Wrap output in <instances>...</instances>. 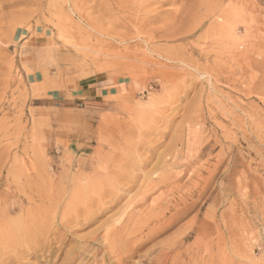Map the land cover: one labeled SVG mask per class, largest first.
<instances>
[{
  "label": "rangeland",
  "instance_id": "obj_1",
  "mask_svg": "<svg viewBox=\"0 0 264 264\" xmlns=\"http://www.w3.org/2000/svg\"><path fill=\"white\" fill-rule=\"evenodd\" d=\"M185 205L118 264H264V0H0V264H117L105 226Z\"/></svg>",
  "mask_w": 264,
  "mask_h": 264
},
{
  "label": "bare ground",
  "instance_id": "obj_2",
  "mask_svg": "<svg viewBox=\"0 0 264 264\" xmlns=\"http://www.w3.org/2000/svg\"><path fill=\"white\" fill-rule=\"evenodd\" d=\"M229 11V10H228ZM216 13V12H215ZM226 13V12H225ZM227 15V14H226ZM229 15V14H228ZM223 16V15H222ZM214 17V16H213ZM212 17V18H213ZM146 18V17H145ZM144 18V19H145ZM215 19V18H214ZM225 19V18H224ZM147 20V19H146ZM216 20H221L220 19V17H217V19ZM219 27H221V29H225V26H223V25H218ZM231 27L229 26V29H230ZM229 29H228V31H229ZM232 30V29H231ZM224 31H226V30H224ZM230 38H232V37H230ZM226 40V39H225ZM231 41H232V39H231ZM241 42H243V41H241ZM236 44H237V42H236ZM233 48V47H232ZM236 48V47H235ZM245 48V47H244ZM238 49V48H237ZM236 49V50H237ZM237 70H238V67H237ZM235 71H236V69H235ZM235 71H234V73H235ZM239 73V72H238ZM231 74V73H230ZM236 76V75H235ZM226 77V76H225ZM228 78V77H227ZM230 78V77H229ZM148 151V150H147ZM139 158V157H138ZM148 159V158H147ZM140 160H142V158L140 159ZM143 160H145V158L143 159ZM136 161H137V159H136ZM139 161V160H138ZM137 161V162H138ZM148 161V160H147ZM179 161V160H178ZM177 161V162H178ZM140 162V161H139ZM143 162V161H142ZM145 162V161H144ZM162 162H164V161H162ZM173 162V161H172ZM160 163V162H159ZM165 163V162H164ZM136 164V163H135ZM138 164V163H137ZM143 164V163H142ZM142 164H139V166L140 165H142ZM160 164H162V163H160ZM134 166V165H133ZM136 166V165H135ZM137 167V166H136ZM160 167V166H159ZM168 167V166H167ZM139 168V167H138ZM138 168L136 169L137 171H138ZM140 169V168H139ZM172 170V169H171ZM140 171V170H139ZM134 172V171H133ZM133 172H132V174H133ZM170 172H172V171H170ZM169 172V173H170ZM131 174V175H132ZM151 174H153V173H151ZM135 175H137V174H135ZM134 175V176H135ZM149 175V174H148ZM170 175V174H169ZM133 176V177H134ZM138 176V175H137ZM140 176H142V175H140ZM140 176H138V177H140ZM115 177V176H114ZM117 177H119V176H117ZM138 177H136L137 179H138ZM143 177V176H142ZM145 177V176H144ZM154 177V176H153ZM128 178V177H127ZM126 178V179H127ZM146 179V178H145ZM158 179H159V177H158ZM212 179V178H211ZM131 180V179H130ZM129 180V181H130ZM133 180V179H132ZM134 180H136V179H134ZM144 180V179H143ZM142 180V181H143ZM179 180V179H178ZM200 180V179H199ZM205 180V179H204ZM128 181V180H127ZM151 181H153V180H151ZM148 182H150V181H148ZM160 182H162V181H160ZM173 182V181H172ZM211 182V181H210ZM129 183V182H128ZM133 183V182H132ZM134 183H136V181L134 182ZM158 183H159V181H158ZM165 183V182H164ZM167 183V182H166ZM127 184V183H126ZM137 184V183H136ZM147 184V183H146ZM128 185V184H127ZM130 185V184H129ZM160 184H158V186H159ZM126 186V185H125ZM131 186H133L132 184H131ZM157 186V185H156ZM161 186H162V183H161ZM170 186V185H169ZM124 187V186H123ZM130 187V186H129ZM134 187V186H133ZM178 187V186H177ZM194 187V186H193ZM205 187H207V186H205ZM128 188V187H127ZM143 188V187H142ZM173 188V187H172ZM181 188V187H180ZM197 188V187H196ZM148 189V187H146V189H144V190H147ZM152 189V188H151ZM121 190H125V188H123V189H121ZM127 190H129V189H127ZM179 190H181V189H179ZM205 190V189H204ZM203 190V191H204ZM206 190H207V188H206ZM126 191V190H125ZM177 191V190H176ZM175 191V192H176ZM200 191V190H199ZM178 192H180V191H178ZM118 194H120V192L118 193ZM173 194V193H172ZM182 194V193H181ZM187 194V193H186ZM198 194V193H197ZM94 195H95V193H94ZM101 195V194H100ZM99 195V196H100ZM123 195V194H122ZM168 195H170V194H168ZM176 195V194H175ZM183 195V194H182ZM185 195V194H184ZM200 195H202V193H200ZM96 196H97V193H96ZM103 196V195H102ZM101 196V197H102ZM124 196V195H123ZM174 196V195H173ZM187 196V195H186ZM203 196V195H202ZM201 196V197H202ZM92 197L94 198V196L92 195ZM101 197H99V199L101 198ZM114 197V196H113ZM181 197H183V196H181ZM189 197V196H188ZM97 198V197H96ZM112 198V197H111ZM119 198V197H118ZM178 198V197H177ZM195 198H197V197H195ZM198 198L200 199V196H198ZM114 199H117L116 197H114ZM148 199V198H147ZM174 199V198H173ZM180 199V198H179ZM90 200V199H89ZM112 200V199H111ZM111 200H109V201H111ZM119 200V199H118ZM195 200H197V199H195ZM115 201V200H114ZM150 202V201H149ZM177 202V201H176ZM193 202V201H192ZM195 202H197V201H195ZM194 202V203H195ZM200 202V201H199ZM198 202V203H199ZM151 203V202H150ZM167 203V202H166ZM193 203V205L195 206V204ZM92 204V203H91ZM110 204V203H109ZM112 204V203H111ZM163 204V203H162ZM34 205V204H33ZM76 205V204H75ZM78 205V204H77ZM89 205V204H88ZM166 204H164V206H165ZM160 206V205H159ZM194 206H192V207H194ZM100 207H103L102 205L100 206ZM162 207H163V205H162ZM161 207V208H162ZM185 207H186V205H185ZM187 207H190V206H188L187 205ZM184 208L182 211H180V210H178V211H176L175 213H172L173 215H170L171 214V212H170V214H169V218L168 219H166L165 218V216H163L162 217V219H160V220H158L157 221V224L155 225L154 223H153V225H154V227H152L151 229V231H150V233H147V234H144L145 236H143L142 237V235H141V238L139 239V244H136V242L138 241L137 239H136V241H133L132 242V240L130 239V234H124L123 232V235H121L122 233L120 232V230H119V226H118V224L116 225L115 223H114V221L112 222V223H110L109 225H107V226H105V223H103V225L105 226V235H104V237H105V239H104V245L105 246H107L108 247V250H109V252H108V254L109 255H116L115 257H116V259H117V264L119 263V262H121L122 261V258L124 257V256H127V257H130V256H133V254H134V252H136L142 245H144V244H146L147 242H149L150 240H152L154 237H156L158 234H160V233H162L163 234V232H164V230H166L167 228L169 229V227H172V225L173 224H175V223H177V221L182 217V215L185 213V212H187L188 211V209H191V208ZM66 209L68 208L67 207V205H66V207H65ZM65 208H63V209H65ZM108 208V207H107ZM157 208V207H156ZM161 208H160V210H161ZM56 209V208H55ZM62 209V211H65V210H63ZM85 209V208H84ZM106 210V209H105ZM165 210V209H164ZM164 210H163V212H164ZM167 210H169V206H168V209ZM167 210H166V212H167ZM175 210V209H174ZM54 210H52V212H53ZM71 211H73V208L71 209ZM100 211V210H99ZM142 212H143V209L141 210ZM154 211V210H153ZM190 211V210H189ZM192 211V210H191ZM51 212V211H50ZM66 212H67V210H66ZM74 212H75V210H74ZM77 212H79L78 210H77ZM97 212V211H96ZM103 212V211H102ZM63 213V212H62ZM68 213V212H67ZM84 213H86L85 211H84ZM83 213V215H85ZM189 213V212H188ZM41 214H44V213H41ZM51 214V213H50ZM56 214V213H55ZM58 214V213H57ZM64 214H66L65 212H64ZM90 214H91V212H90ZM96 214H98V213H96ZM101 214V213H100ZM144 214V213H143ZM162 214H164V213H162ZM186 214V213H185ZM40 215V214H39ZM70 215V214H69ZM74 215V214H73ZM87 215V214H86ZM149 215H151V214H149ZM157 215V214H156ZM160 215V214H159ZM52 216H53V214H52ZM76 216V215H75ZM92 216H93V213H92ZM153 216V215H152ZM184 216V215H183ZM44 217H46V216H44ZM62 217H64L65 218V220L66 219H68V220H70L69 219V217L71 218V215L70 216H68V218H66L67 217V215H66V217L65 216H63V214H62ZM73 218H71V219H74V220H78V219H76V217L74 218V216H72ZM94 217V216H93ZM140 217V216H139ZM158 217V216H157ZM89 219H90V217H88ZM88 218H85L83 221H75V227L77 228V229H83L84 227H86L91 221H93V220H86V219H88ZM92 218V217H91ZM156 218V217H155ZM154 218V219H155ZM49 219H50V217H49ZM81 219V218H80ZM112 219V218H111ZM139 219V218H138ZM182 219V218H181ZM208 220V219H207ZM46 221H47V223H50V220H48V219H46ZM61 221V223H62V220H60ZM63 221H64V219H63ZM67 221V220H66ZM152 221H154V220H152ZM155 221H156V219H155ZM209 221V220H208ZM54 222V221H53ZM69 222H71V221H69ZM151 222V221H150ZM178 222H180V221H178ZM207 222V221H206ZM5 223V222H4ZM44 223V222H43ZM52 223V222H51ZM64 223H65V221H64ZM204 223V222H203ZM203 223H202V225H203ZM54 224V223H53ZM67 224V223H66ZM70 224V223H69ZM150 224V223H149ZM57 225H58V222H57ZM65 225V224H64ZM63 225V226H64ZM102 225V224H101ZM123 225V224H122ZM47 226V227H46ZM52 226V225H51ZM61 226V225H60ZM59 226V227H60ZM67 226V225H66ZM125 226V225H124ZM123 226V227H124ZM127 226V225H126ZM150 226V225H149ZM174 226V225H173ZM102 227L103 226H101L100 228H101V230H102ZM52 228V227H51ZM95 228V229H94ZM91 231L92 232H90L89 231V234L88 233H86V234H88V235H86V236H83V237H81L80 239H81V241H82V239H83V243H86L87 245H86V247H85V244H80V242H79V244L78 245H81V247H78V248H80L79 249V252L77 251L76 252V254H74V255H79V257L81 256V255H83V254H86L87 252H86V250H87V248H88V245L89 246H91V245H93V243L94 242H96V240L95 239H97V236H96V238H95V235H96V233L99 231V232H101V233H104V232H102V231H100V228H97L96 229V227H94ZM6 229V228H5ZM8 229V228H7ZM56 229V228H55ZM64 229V228H63ZM40 231V233L41 234H43V236H45L46 234H49V230H50V232H53L54 230H53V228H52V230L53 231H51V229H50V224H48V225H45L43 228H41V229H39ZM57 230V229H56ZM70 230V229H69ZM73 230V229H72ZM122 231H123V229H122ZM125 231V230H124ZM163 231V232H162ZM2 232H4L3 230H2ZM55 232H57V231H55ZM184 232V231H183ZM7 233V232H6ZM39 233V234H40ZM69 233V232H68ZM0 234H1V231H0ZM54 234V233H53ZM6 235V234H5ZM56 235H57V233H56ZM156 235V236H155ZM42 236V237H43ZM53 236V235H52ZM82 236V235H81ZM99 236V235H98ZM103 236V235H102ZM139 236V235H138ZM183 236V235H182ZM2 237V236H1ZM39 237H41V236H39ZM140 237V236H139ZM50 238V237H49ZM53 238V237H52ZM100 238V237H99ZM102 238V237H101ZM100 238V239H101ZM138 238V237H137ZM39 239V238H38ZM46 239V238H45ZM51 239V238H50ZM121 239H124L125 241H126V243H125V245H126V247H125V250L121 253L120 251H118L117 250V248H116V246H118V245H115L114 243H119V241H121ZM4 240V239H3ZM37 240V239H36ZM43 240V239H42ZM48 239H46V242H48L47 241ZM39 241V240H38ZM102 241H103V238H102ZM101 241V242H102ZM2 242V241H1ZM5 242V241H4ZM40 242V241H39ZM45 242V241H44ZM50 242V241H49ZM49 242H48V244H49ZM99 241H97V243H98ZM33 243V242H32ZM100 243V242H99ZM98 243V244H99ZM122 243V242H121ZM150 243V242H149ZM1 244V243H0ZM94 244H96V243H94ZM102 244V243H101ZM178 244V243H177ZM2 245V244H1ZM49 245H51V244H49ZM37 246V245H36ZM42 246H44V245H42ZM48 246V245H47ZM105 246H103V248L102 249H104V247ZM122 246V245H121ZM145 246V245H144ZM143 246V247H144ZM155 246H157V244L156 245H153L149 250H151V249H153ZM165 246H168L167 248V250L168 251H170V250H172L173 248H174V243L173 242H171V244L169 245V244H166ZM180 246V245H179ZM3 247V246H2ZM97 247V246H96ZM1 248V247H0ZM6 248H7V246H6ZM44 248V247H43ZM42 248V249H43ZM51 248V247H50ZM78 248H76V249H78ZM149 248V247H148ZM147 248V249H148ZM92 249H94V248H92ZM98 249V248H97ZM121 249V248H120ZM165 249V248H164ZM174 249H177V248H174ZM173 249V250H174ZM3 250V249H2ZM5 250V249H4ZM46 250V249H45ZM49 250V249H48ZM95 250V249H94ZM100 250V249H99ZM140 250V249H139ZM138 250V251H139ZM148 250V251H149ZM70 251V250H69ZM74 251V250H73ZM102 252L103 251H105V250H101ZM49 252V251H48ZM68 252V251H67ZM66 252V253H67ZM72 252V251H71ZM71 252L68 254L69 255V257L71 256L70 254H71ZM2 253H4V252H2ZM89 253V252H88ZM88 253H87V255H88ZM94 253V252H93ZM96 253H98V252H96ZM104 253V252H103ZM5 254V253H4ZM106 253H104V255H105ZM171 254V253H170ZM73 255V254H72ZM93 255V254H92ZM92 255H90V256H92ZM85 256V255H84ZM98 256V255H97ZM96 256V257H97ZM6 257V255H4V257H3V259ZM76 257V256H75ZM99 257V256H98ZM101 257H103V256H101ZM112 257V256H111ZM7 258V257H6ZM65 258H68V257H66V254H65ZM65 258H64V262H65ZM71 258V260L73 259L72 257H70ZM77 258V257H76ZM75 258V259H76ZM81 258V257H80ZM125 258V257H124ZM69 259V258H68ZM67 259V260H68ZM97 259V258H96ZM106 259H107V257H106ZM116 259H114V260H116ZM157 259H158V257H157ZM170 258H169V256H168V252H160V258H159V260H158V262H156L157 264H169L168 263V260H169ZM70 260V261H71ZM113 260V261H114ZM125 260V259H124ZM5 261V260H4ZM75 261V260H74ZM102 261V260H101ZM104 261V260H103ZM2 262V261H1ZM71 262H73V261H71ZM115 262V261H114ZM70 262H66V263H64V264H69ZM156 263H154V264H156ZM73 264V263H72ZM97 264V263H96ZM100 264H101V262H100ZM103 264V263H102ZM116 264V263H115Z\"/></svg>",
  "mask_w": 264,
  "mask_h": 264
},
{
  "label": "crops",
  "instance_id": "obj_3",
  "mask_svg": "<svg viewBox=\"0 0 264 264\" xmlns=\"http://www.w3.org/2000/svg\"><path fill=\"white\" fill-rule=\"evenodd\" d=\"M82 88V94L87 95L88 100L93 102L103 101L105 97L109 95L108 88L104 87L101 83H87L86 86L80 85Z\"/></svg>",
  "mask_w": 264,
  "mask_h": 264
}]
</instances>
